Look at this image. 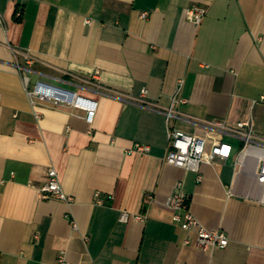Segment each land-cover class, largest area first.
Returning <instances> with one entry per match:
<instances>
[{
  "label": "crops",
  "instance_id": "obj_1",
  "mask_svg": "<svg viewBox=\"0 0 264 264\" xmlns=\"http://www.w3.org/2000/svg\"><path fill=\"white\" fill-rule=\"evenodd\" d=\"M192 6L206 10L198 27ZM0 15V264H264L261 192L249 167H233L242 141L206 129L249 119L264 143V0H0ZM24 77L96 101L93 122L32 106ZM179 80L186 102L167 124ZM142 90L153 107L136 101ZM169 128L231 156L198 174L167 165ZM135 144L150 152L130 153ZM50 169L69 206L40 199ZM177 182L225 249L201 251L173 221ZM122 212L144 221L122 223Z\"/></svg>",
  "mask_w": 264,
  "mask_h": 264
},
{
  "label": "built area",
  "instance_id": "obj_2",
  "mask_svg": "<svg viewBox=\"0 0 264 264\" xmlns=\"http://www.w3.org/2000/svg\"><path fill=\"white\" fill-rule=\"evenodd\" d=\"M205 15L206 10L200 6H192L185 12L186 20L195 27L202 23ZM16 17H21L20 10L16 12ZM145 17L146 14L141 15V18L145 19ZM2 25L3 19L0 15V26ZM23 83L32 106L41 102L53 107L80 110L85 114L84 120L86 123L91 124L93 122L98 107L96 101L42 82L31 85L26 77L23 78ZM182 87L183 80H179L175 93L171 98L170 106L161 111L167 124L178 117L174 105L186 102L179 97ZM146 94V90H142L140 98L136 101L143 106L153 107L152 104L145 101ZM206 129L219 134L235 136L242 141V149L236 157L233 167L239 171L248 167L252 170L254 183L260 190L261 200L264 202V143L256 136L252 121L249 119L243 120L234 126H228L221 121H213L206 124ZM209 140H211L210 147H208ZM167 144L168 151L165 163L186 172L197 174L202 164L212 165L216 159L226 161L232 153V147L229 144L213 140L207 135L187 134L170 128L167 130ZM149 152V147L142 144H135L130 151L133 154H148ZM198 179L200 180V177ZM182 187V182H177L166 201V206L174 212L173 221L178 223L183 231L194 232L195 244L201 251L212 252L225 249L230 242L228 236L222 230L208 231L198 222L189 211L188 198L183 193ZM39 197L42 200L56 199L67 206L73 203L72 198L63 191L57 172L54 169L47 172V180L39 190ZM97 204H101V201L98 200ZM119 221L122 223H128L129 221L143 222L144 217L122 212ZM72 228L77 230L74 222H72ZM188 243V241L185 242V244ZM58 264L70 263L61 257Z\"/></svg>",
  "mask_w": 264,
  "mask_h": 264
}]
</instances>
